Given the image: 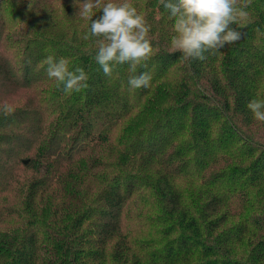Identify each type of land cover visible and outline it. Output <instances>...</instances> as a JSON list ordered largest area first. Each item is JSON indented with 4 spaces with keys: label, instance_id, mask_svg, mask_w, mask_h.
Segmentation results:
<instances>
[{
    "label": "trees",
    "instance_id": "obj_1",
    "mask_svg": "<svg viewBox=\"0 0 264 264\" xmlns=\"http://www.w3.org/2000/svg\"><path fill=\"white\" fill-rule=\"evenodd\" d=\"M74 2L0 0V107L15 109L0 115V264H264V122L246 108L264 100V0H238L244 38L191 62L160 0H129L153 44L137 90L127 64L104 76ZM48 55L89 88L65 95ZM143 219L159 239L133 238Z\"/></svg>",
    "mask_w": 264,
    "mask_h": 264
},
{
    "label": "clouds",
    "instance_id": "obj_2",
    "mask_svg": "<svg viewBox=\"0 0 264 264\" xmlns=\"http://www.w3.org/2000/svg\"><path fill=\"white\" fill-rule=\"evenodd\" d=\"M160 3L174 21L170 44L173 50L181 53L183 61H205L209 55H217L245 36L242 29L246 25L240 21L248 16L247 3L240 4L238 0H160ZM76 5L77 0L73 7ZM97 9L99 15L95 13ZM78 14L91 20L90 36L95 38L96 44L94 60L104 76L111 78L119 66L127 64L131 73L127 81L129 89L150 88L152 74L147 70V62L153 53L149 39L151 25L137 8L129 0H82ZM90 36L85 34L83 38L88 40ZM43 64L47 66V77L55 79L58 88L63 85L65 95L89 88V74L83 67L70 69L66 58L48 55ZM138 68L145 71L137 74ZM246 108L256 121L264 122V100L252 98ZM14 112V107L7 102L0 107V115L5 117Z\"/></svg>",
    "mask_w": 264,
    "mask_h": 264
},
{
    "label": "rangeland",
    "instance_id": "obj_3",
    "mask_svg": "<svg viewBox=\"0 0 264 264\" xmlns=\"http://www.w3.org/2000/svg\"><path fill=\"white\" fill-rule=\"evenodd\" d=\"M10 6L8 7V9L10 10ZM13 10L17 9L15 6H13L12 8ZM8 10V11H9ZM13 10H10L8 13L5 14V21H8V19L11 17L10 14H12ZM65 25V22L62 18H60V26L61 28ZM8 31V29H7ZM12 31V30H11ZM10 34H12V32H9ZM17 94H21V92H17ZM3 97L5 98H9L10 96L7 94H4ZM150 198H148L147 203H149ZM140 205H142L140 203ZM137 209V206L135 207H131L128 210V214H127V223L124 224V226H126L128 223H131L132 221V217H133V213L135 212V210ZM140 213L142 214V208L140 209ZM133 234V238L138 240V241H144L145 239H150L151 241L155 240V239H159V235L156 233L155 228L152 226L150 219H143L140 222H136L135 225H133L131 232Z\"/></svg>",
    "mask_w": 264,
    "mask_h": 264
},
{
    "label": "water",
    "instance_id": "obj_4",
    "mask_svg": "<svg viewBox=\"0 0 264 264\" xmlns=\"http://www.w3.org/2000/svg\"><path fill=\"white\" fill-rule=\"evenodd\" d=\"M27 162V160H23V163H26Z\"/></svg>",
    "mask_w": 264,
    "mask_h": 264
}]
</instances>
